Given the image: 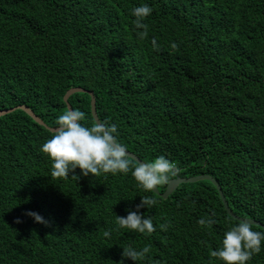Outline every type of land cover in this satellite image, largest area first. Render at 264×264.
<instances>
[{
	"label": "trees",
	"instance_id": "trees-1",
	"mask_svg": "<svg viewBox=\"0 0 264 264\" xmlns=\"http://www.w3.org/2000/svg\"><path fill=\"white\" fill-rule=\"evenodd\" d=\"M141 3L153 9L143 38L131 11ZM75 87L127 151L175 165L168 181L212 176L234 214L264 225V0H0V111L25 105L56 128ZM68 102L95 122L89 94ZM52 134L22 110L0 117V264H120L123 248L145 245L135 264H225L211 252L240 221L210 181L163 199L131 172L51 177L40 147ZM141 196L156 201L140 209L150 234L116 220ZM247 264H264V243Z\"/></svg>",
	"mask_w": 264,
	"mask_h": 264
},
{
	"label": "clouds",
	"instance_id": "clouds-1",
	"mask_svg": "<svg viewBox=\"0 0 264 264\" xmlns=\"http://www.w3.org/2000/svg\"><path fill=\"white\" fill-rule=\"evenodd\" d=\"M131 11L135 17L134 25L137 29H143L138 32V36L146 37L148 25L144 21L152 13V7L148 3H141ZM152 45L155 48L159 47L155 38L152 39ZM172 46L175 47L174 42ZM86 119V112L78 108L67 110L57 117L54 133L40 147V151L51 160V177H68L69 172L77 168L81 170L83 176L131 172L139 188L151 191L158 185L166 183L169 174L175 175V165L164 155L152 162L140 163L130 168L127 145L118 139V125L114 122L100 121L89 126L82 123ZM155 203L151 197L141 196L135 210H126V215L116 214L119 227L142 234L152 233L156 228L152 217L145 215L140 209H148ZM27 215L33 217L35 222L46 223L45 218L35 211L29 210ZM198 223L205 224L211 221L200 218ZM168 226L159 225L161 229H167ZM262 243L264 232L253 230L248 220H241L224 233L221 246L213 250L211 256L219 258L225 264H247L254 253L261 251ZM149 252V245L140 249L128 246L123 248L122 259L119 262L126 264L127 258L135 264L137 260L146 259Z\"/></svg>",
	"mask_w": 264,
	"mask_h": 264
},
{
	"label": "water",
	"instance_id": "water-1",
	"mask_svg": "<svg viewBox=\"0 0 264 264\" xmlns=\"http://www.w3.org/2000/svg\"><path fill=\"white\" fill-rule=\"evenodd\" d=\"M75 93H87L90 96V110H91V115L92 118L94 119L95 122H100L98 116H97V112H96V101H95V97L94 94L91 91H88L86 89L83 88H79V87H75V88H70L65 95L63 96V101L65 102L66 106H67V110L72 109L68 99L71 95L75 94ZM15 110H22L23 112H25L28 116H30L37 124H39L40 126H43L44 128H46L48 131L54 133L55 128L49 127L47 126L30 108H28L25 105H19L17 107H13L11 109H7V110H2L0 111V117L4 116L8 113L14 112ZM129 158L133 159L135 162H137L138 164L140 163H144L141 159H139L136 155H134L133 153L129 152ZM201 180H208L210 181L216 188L220 199L222 201L223 207L225 209V211L227 212V214L232 217L235 220L241 221V220H248L251 225H257V226H261V228L264 230V225L260 224L259 222L251 219V218H245V217H241V216H237L236 214H234L232 212V210L229 208L228 203L225 199V196L222 192V189L219 185V183L212 177L209 175H199V176H194V177H188V178H182L179 176H175L174 178L170 179L167 182L166 185V189L163 193H160L158 191V186L156 188H154L152 191L159 195L160 197H162L163 199L168 198L172 192L181 184H186V183H195Z\"/></svg>",
	"mask_w": 264,
	"mask_h": 264
}]
</instances>
